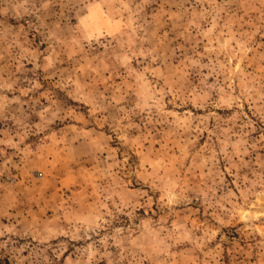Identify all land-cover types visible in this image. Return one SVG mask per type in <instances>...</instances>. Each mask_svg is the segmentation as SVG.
Instances as JSON below:
<instances>
[{
  "label": "rangeland",
  "instance_id": "obj_1",
  "mask_svg": "<svg viewBox=\"0 0 264 264\" xmlns=\"http://www.w3.org/2000/svg\"><path fill=\"white\" fill-rule=\"evenodd\" d=\"M0 264H264V0H0Z\"/></svg>",
  "mask_w": 264,
  "mask_h": 264
}]
</instances>
